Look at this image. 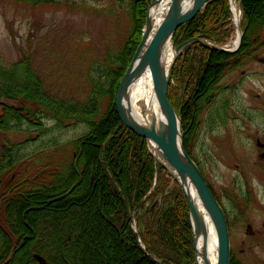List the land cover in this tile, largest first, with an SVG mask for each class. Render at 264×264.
Returning <instances> with one entry per match:
<instances>
[{
    "label": "trees",
    "instance_id": "obj_1",
    "mask_svg": "<svg viewBox=\"0 0 264 264\" xmlns=\"http://www.w3.org/2000/svg\"><path fill=\"white\" fill-rule=\"evenodd\" d=\"M15 1L37 6L61 0ZM152 1L156 0H131L136 31L128 43V55H109L93 67L91 93L83 102H66L46 94L27 59L10 69L0 64V100L17 103L1 104L0 130L38 126L44 119L58 125L68 120L90 126L89 133L75 141L73 160L65 173L53 170L36 182L33 177L15 196L6 194L4 203L0 197V264H41L39 257L47 264H196L190 208L181 186L153 156L148 141L122 123L115 108L119 85L139 44ZM238 1L243 30L240 48L225 53L192 43L173 68L168 98L182 117L190 156L191 111L200 101L203 106L211 103L226 73L264 46V0ZM233 34L230 0H210L184 19L173 44L176 48L199 37L224 45ZM105 78L111 84L106 88L101 85ZM105 96L110 97L111 106L97 121L98 105ZM19 151L12 149L0 158V183L3 180L7 189L15 181L20 183L13 175ZM231 264H235L233 255Z\"/></svg>",
    "mask_w": 264,
    "mask_h": 264
},
{
    "label": "rangeland",
    "instance_id": "obj_2",
    "mask_svg": "<svg viewBox=\"0 0 264 264\" xmlns=\"http://www.w3.org/2000/svg\"><path fill=\"white\" fill-rule=\"evenodd\" d=\"M234 2L242 19L239 1ZM232 25L234 34L227 44H211L234 49L238 27L233 15ZM134 31L131 0H61L37 6L0 0V64L10 69L27 59L46 94L66 102H83L91 93L93 67L109 55H128ZM120 66L119 62L117 68ZM109 82L105 78L101 85L106 88L111 86ZM214 96L211 103L203 106L200 101L191 111V156L199 162L201 174L225 212L234 263L264 264V46L240 67L228 71ZM3 103L17 106L1 99L0 114ZM110 106L109 96L101 99L95 119H103ZM37 123L0 130V158L12 149L21 152L13 174L20 183L15 181L10 189L3 180L0 183L3 203L6 194L15 196L33 177L36 182L53 170L65 173L73 160L75 141L90 130L87 124L68 120L61 125L49 119ZM148 145L156 160L177 174ZM39 181L51 183L50 179ZM133 227L136 229L135 224ZM41 264L47 263L43 260Z\"/></svg>",
    "mask_w": 264,
    "mask_h": 264
},
{
    "label": "water",
    "instance_id": "obj_3",
    "mask_svg": "<svg viewBox=\"0 0 264 264\" xmlns=\"http://www.w3.org/2000/svg\"><path fill=\"white\" fill-rule=\"evenodd\" d=\"M159 1L161 0L152 2L150 8L156 5ZM209 1L210 0H171V4L167 10L161 29L149 45L148 41L153 28L148 14L141 43L119 85L115 99V107L120 120L130 131L146 139L149 143H154L162 153L169 155L174 160L170 165L177 174L171 171V169H167L173 179L181 186L188 202L196 255L199 253L196 234L200 228V215L195 201L188 193V183H190L195 189L201 204L212 220L218 241L217 264H231V238L225 212L206 183L197 164L187 153L183 131L181 140L178 142L171 137L165 125V119L168 117L169 110L179 116L169 102L168 93L172 80L173 68L177 57L181 52L192 43H198L202 46L210 47L214 50L225 53L236 52L241 45L243 31L240 21L236 22L235 20L238 27V33L240 34V41L234 50L212 45L199 37L189 39L178 47H174V35L184 19L194 16L198 11L202 10ZM232 12H234L233 9ZM233 17L235 19L234 13ZM145 48H147V50L144 53V58L141 59V54ZM169 49H173L175 56L168 67L167 52ZM150 67H155L156 70L155 99L158 110L157 113L151 111L152 117L149 123H142L134 117L127 93L135 76L139 72ZM142 113L143 118H146L144 110ZM38 260L40 263L43 261L40 257ZM207 264L209 263L207 262Z\"/></svg>",
    "mask_w": 264,
    "mask_h": 264
},
{
    "label": "bare ground",
    "instance_id": "obj_4",
    "mask_svg": "<svg viewBox=\"0 0 264 264\" xmlns=\"http://www.w3.org/2000/svg\"><path fill=\"white\" fill-rule=\"evenodd\" d=\"M171 4V0H161L156 5L152 6L149 11V17L152 24V33L148 41V45L153 41L158 32L161 29L167 10ZM232 7L235 14L236 22L240 21L241 14L238 7L235 5L234 0L232 1ZM240 41V34L238 33L234 42L233 47H237ZM147 48H145L141 54V59L144 58V53ZM175 53L173 49H169L167 52V65L170 66L173 61ZM155 85H156V70L155 67H150L139 72L127 93L128 101L132 110L134 117L142 123H149L151 121V111L156 112L158 106L155 99ZM145 111V117L143 118L142 111ZM147 119V120H144ZM164 121V120H163ZM165 125L167 131L175 141L181 140L182 128L181 121L179 116L169 110L167 119H165ZM152 149H154L155 155L160 156L165 162L170 165L171 162H174L172 157L162 153L154 143H150ZM187 190L191 198L195 201L199 209L200 217V228L196 234L198 242L199 253L196 255V264H217V255H218V241L217 235L212 223V220L201 204L197 193L193 186L188 183ZM207 259H206V258Z\"/></svg>",
    "mask_w": 264,
    "mask_h": 264
}]
</instances>
